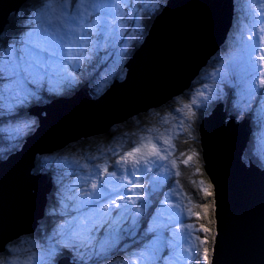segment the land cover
Instances as JSON below:
<instances>
[{"label": "snow or ice", "instance_id": "obj_1", "mask_svg": "<svg viewBox=\"0 0 264 264\" xmlns=\"http://www.w3.org/2000/svg\"><path fill=\"white\" fill-rule=\"evenodd\" d=\"M241 3L246 8L245 26H238V35L233 37V54L222 69L217 68L212 75H219L221 83H229L235 89L232 104L237 116L251 112L258 127L264 129V105L258 101L256 108L252 106L256 97L264 101V0H241ZM253 4L258 6L253 7ZM151 5L152 0H41L39 6L24 17L18 33L0 39V107L6 106L9 110L27 107L42 101L41 90L59 94L74 88L78 83L76 70L91 59L92 51L126 50L130 46L132 33L125 37L128 23L132 22L134 30H139L141 15L147 13ZM3 33L4 29L0 28V35ZM117 71L118 60L108 74ZM97 91H101L99 85ZM217 98L219 92L214 96L213 88L205 84L175 112L192 120L197 110L203 109V114H207L211 101ZM172 120L176 122L169 128L163 131L148 128L147 134L140 135L126 150L114 151L118 159L111 172L107 161L80 165L85 171L78 177L79 182L69 187L62 184V191L58 189L62 199L56 202L53 215L61 219L46 237V243L39 245V255L29 251L23 261L15 259L8 264H59L57 256L64 254L65 249L74 254V264H163L165 249H170L167 264H201V261L212 264L210 250L204 246L208 236L196 234H207L210 229L181 217L186 213L189 221L192 217L200 220L201 211L207 216L215 201L203 204L194 200L193 193L186 191L181 183L180 165L188 167L198 153L193 149L178 151L174 141L180 135L179 130L191 136V125L175 116ZM163 123H168L167 116ZM20 131L15 128L4 133L5 138L18 140ZM3 132L0 128V133ZM245 155L254 156L257 164L264 167V135L253 136ZM64 159L66 161L67 157ZM169 166L174 171L176 186L168 185L169 195L154 209L156 214H150L151 224L144 228L143 242L129 248L122 241L138 231V217L153 203L146 197L167 179L161 176L160 169L168 172ZM197 175H203L198 161L189 183L204 197L213 196L212 182L192 178ZM169 196L177 197L179 202L171 201ZM140 201L143 203H138ZM61 204L66 210L71 208V212L57 213L55 209ZM167 208L179 211L169 212ZM194 208L201 211H193ZM176 224L178 226H171ZM101 228H104L102 236ZM165 229L172 233L171 239L164 235ZM212 240L215 241V236ZM0 264L6 262L0 260Z\"/></svg>", "mask_w": 264, "mask_h": 264}, {"label": "water", "instance_id": "obj_2", "mask_svg": "<svg viewBox=\"0 0 264 264\" xmlns=\"http://www.w3.org/2000/svg\"><path fill=\"white\" fill-rule=\"evenodd\" d=\"M26 2L0 0V28L5 30ZM235 21L234 0H168L128 59L123 81L115 80L98 98L85 85L73 97L30 107L35 132L20 151L0 161V255L15 241L36 234L47 217L56 186L51 174L35 173L38 158L106 135L182 96L219 54ZM231 100L228 96L217 103L198 127L203 170L215 201L211 260L264 264V169L243 161L252 116L237 122L230 114Z\"/></svg>", "mask_w": 264, "mask_h": 264}, {"label": "rangeland", "instance_id": "obj_3", "mask_svg": "<svg viewBox=\"0 0 264 264\" xmlns=\"http://www.w3.org/2000/svg\"><path fill=\"white\" fill-rule=\"evenodd\" d=\"M167 1L168 0H152V5H151V8L149 9V11L147 13H144L141 15V27L139 30H134L132 22L128 23L127 31L125 32V37H129V33H132V36L130 37L132 43L130 44V46L127 47L126 50H120L119 48H117V49L101 48V49H99V51H92L91 59L86 60L83 67L78 68L76 70V72L78 74L77 75L78 83L75 85L76 90L73 92V95L71 97H73L75 95V92L79 91L82 86L84 87L85 85H88L92 97L98 98L101 94H103L105 92L106 89L109 88V86H111L113 84V82L115 80H119V81L122 80L123 81L125 78V75H126V70L124 69V67H125L128 59L132 55L131 54L129 56L132 47L134 45H137L136 46L137 48L135 47L136 49L133 51V53H134L137 49L140 48L143 41L145 40V37L148 34L147 33L148 31L146 32V34H144L145 29H144L143 24L145 23V20L147 21L149 18H151L160 8L162 10L164 8V6L167 5ZM27 2H28V0H27ZM157 4H158V7H157ZM257 6L258 5L253 4V7H257ZM136 7H139V4H137ZM36 8L37 7H35V8L31 7V9L26 11V14L31 13ZM160 11H159V13H160ZM19 12H20V10H19ZM236 12H237V22L233 27L232 35L231 36L229 35L228 42H227V49L224 52L222 51V53H219L218 57H216V62H215L214 68L212 70L206 72L204 75H202L201 80L204 81L203 86H201L198 89H195L193 92L190 93L189 96H192L195 94L196 91L203 89L205 84H207L208 86L213 88V95L214 96L218 92V91H216V87H219L222 91H223L224 87H229V88L233 89V91L235 92V89L229 83H221L219 80V75L214 77L212 75V73L215 72L217 68L222 69L224 62L229 58V56H231L233 54V51L235 48L233 37L238 35V33H237L238 26H240V27L245 26L246 8L243 7L241 0L236 1ZM18 13L14 14V16H16V18L14 20H15L18 28H22L23 27V24H22L23 20L21 18L22 13L19 15H18ZM156 15L153 16V19ZM152 23H153V20H152ZM9 24H10V21H9ZM4 32H5V30H4ZM1 36H0V38H1ZM11 37H13V36H5V38H11ZM3 39H4V37H3ZM117 60L119 61V71L108 74L109 70L113 66V63H115ZM213 82L217 83V84H215L216 86L213 84ZM80 84H82V85L79 88H77ZM97 85H99V88L101 89V91H97ZM75 87L70 89V90L73 91L75 89ZM70 90H62L59 94H50L47 91L41 90V95H42L43 99L40 102L47 101L45 99V96H44L45 92L50 94L51 100H59L58 96L60 94H63V93L66 94ZM67 95H69V94H67ZM212 101H214V99ZM258 101H260L261 104L264 105V101H261L260 97H256V99L252 103V106L254 108L257 107ZM40 102H38V103L33 102L29 106H31L33 104H39ZM185 102H187V101H185ZM182 104H178V106H176L174 109H172L171 106H164V108H162V109L159 108L160 110L159 109L150 110L147 113H145V114H147V117L151 119V124L149 127H147V129L148 128H159L161 131H163L164 129L169 128L171 126V124L176 122V121L172 120V116H175V117H177V120L184 119L186 125L187 124L191 125V129H190L191 136H189V132L183 131V129H180L179 130L180 135L176 138L174 143H176L177 140H182V141L187 140V142H188L189 141L188 139H190L192 137V134L194 132L193 122H194L195 117H193L192 120H188L187 118L183 117L182 113L175 112V109L180 107ZM29 106L22 107V108H15V109H11V110H9L6 106L0 107V117H2V119H0V128H2L4 130L3 133H0V142L5 144L4 147H0V156H4V157L7 156L8 157V155L6 153H8L14 149L18 150L21 147V139L26 140L31 134H33L35 132V128L37 126V120L34 117H32L26 111V108H28ZM35 108H37V107H35ZM34 111H36V110H34ZM145 114H143V115H145ZM246 114H247V112L242 114L241 117L243 118ZM257 114H259V109L257 110ZM165 116L168 117V123H163V118ZM26 124H30L31 127H25ZM122 125L123 124L118 125V126L122 127ZM118 126H116V127H118ZM15 128H19L21 130L19 133L20 139H18V140L6 139L4 133H10ZM146 130L139 132L137 134V139L139 138L140 135L147 134ZM254 135L256 138H259L261 135H264V129H261L258 127V122L255 119H254V130H253L252 137ZM94 138H90V139H94ZM12 144L15 145L14 148H10V145H12ZM76 144L77 143L71 144L70 145L71 148H69V149L65 148L64 150H62L58 153H55L52 156L51 155L44 156V157H41L39 159L40 168L43 170L51 171V173L53 175V179L56 182L55 183L56 189H55V192L53 193L54 198H53V201L51 203H49L50 206L48 205V208H47L48 209V213H47L48 216L46 218V220H48V221L52 220L51 222L53 223V225L46 232L42 231V229H41V228H43L45 230L44 227L40 228V226H39V230H40L39 236L22 237L20 240H18V242L9 246L7 254L0 256V260H4L6 262V264H8V262H11L15 259H19V260L23 261L24 258L29 254V251L33 255H37V256L39 255V253L41 251L39 245L46 243V237L51 235V232L53 231L55 224L57 223L58 220L61 219L60 216L53 215V208L56 205V202L58 200L62 199V197H61V191H62L61 185L63 184L65 187H69L71 184L79 182L78 177L80 176V174L82 172L85 171V169L81 168L80 165L87 163V164H89V166H92V165L104 163L105 161H107V163L109 165V169H108L109 172H111L113 170L114 162L116 159H118V156L114 155L113 152L114 151L119 152V150H114L112 148L113 146H111V145H109L108 147H102L99 145V146L95 147L94 151H89V148L81 149L79 147H76L75 146ZM72 149H75V150L72 151ZM65 157H67L66 161L64 159ZM112 159L114 160L113 162H112ZM194 160H195V158H194ZM194 160L192 162H190L189 166H192V165L194 166V162H195ZM0 161H2V159ZM77 161H79V164L76 163ZM158 163L164 164L166 162L158 161ZM68 167H71L72 170H69ZM115 167H119V166H115ZM160 174H161V176H167V179L162 181L160 184V187L155 190V191H158V190L163 191L162 192L163 193L162 200L159 204L152 203L151 207L148 209H144L142 215L140 217H138V220L140 221V223H138V225H137L138 231L136 233H134V235L132 237H127L122 241V244L129 246V248H134L136 245H139L140 243L143 242L144 228L146 225L151 224L150 214L151 215L156 214L154 209L160 207V204L163 203V201H164V196H168L169 192L171 191V189L168 187V185L170 184L169 182L172 179H175L174 171H172L170 169V166H169L168 172H165V170L163 168H161ZM148 175H152V174L149 173ZM197 180H199V179H197ZM142 182H143V180H142ZM171 185L173 187L176 186L175 182L171 183ZM58 189H60L61 191H58ZM196 189H198V188L196 187ZM186 191H188V190H186ZM188 192H190V191H188ZM153 193L151 194V196L153 195ZM200 193L203 194L202 192H200ZM195 196L196 195L193 194V198H195ZM149 197H146V198L150 199ZM169 199L173 202H179V200L175 196H169ZM138 203H143V201H140ZM55 211L57 213H64L65 211L71 212V208L66 210L63 207V204H61L59 207H56ZM167 211L178 212L179 210L175 209V208H167ZM148 213H150V214L147 216ZM49 215H51V216H49ZM181 219L186 221V222H194L197 224V226L201 223L200 222L201 219L196 220L195 217H192L191 220L189 221L186 213L181 217ZM171 226H178V224L171 225ZM105 227H107V226L105 225ZM103 233H104V228H101L99 230V234L102 236ZM177 234L179 235L180 233H177ZM196 234L197 235L202 234V237L205 236V234L203 232H198ZM164 235L166 237L167 236L172 237V233L170 231H168L167 229L164 230ZM204 246L206 247V245H204ZM169 251H170V249H165L164 253H162L163 264H167V262H168V252ZM63 253L64 254H58L57 260L59 258H62L64 260H66L68 262V264H73L74 262H73L72 256L74 254L69 252V250H67V249L63 250ZM68 254H70V255L68 256ZM67 257L70 259V261L72 263L67 260ZM201 264H203V261H201Z\"/></svg>", "mask_w": 264, "mask_h": 264}, {"label": "trees", "instance_id": "obj_4", "mask_svg": "<svg viewBox=\"0 0 264 264\" xmlns=\"http://www.w3.org/2000/svg\"><path fill=\"white\" fill-rule=\"evenodd\" d=\"M40 2H41V0H28V2L20 9V12L18 13V15L22 13L21 18L23 20L24 17L27 15L26 11L31 9V7H33V8L38 7ZM160 10H161V8L154 15L158 14ZM153 16L151 18H149L147 21L145 20V23L143 24L144 25V29H145V33L144 34H146V32L148 31V29H149V27H150V25L152 23ZM15 18H16V16H12L10 18V24L5 28V32L1 36L0 39H3V37H4V39H6L5 36H14L16 33L19 32V30L21 28H18V26L16 25V22L14 20ZM227 42L222 47V49H221V51L219 53H222V51L224 52L227 49ZM136 46L137 45H134L132 47L129 56L137 48ZM218 55L219 54H217L216 57H218ZM216 57H214L211 61L208 62V65L201 71L199 77L195 79V81L192 83V87L189 90H187L182 96H179L178 98H175L173 101H171L170 103H168L165 106H171L172 109H174L176 106H178V104H182L185 101H187V99L190 97L189 95H190L191 92H193L195 89H198L201 86H203L204 81L201 80V77L206 72H208V71H210V70H212L214 68L215 62H216ZM213 84L215 85L217 83L213 82ZM81 85L82 84H80L77 88H79ZM216 91L219 92V98L214 99V101H211V103L209 105V108H208V111H207V114H203V109L197 110V115H196V117L194 119V122H193L194 132L192 134V137L190 139H188L189 141L187 143H184V141H182V140L181 141L180 140L176 141V145H177L178 151H186L187 152L189 149H193V150H195L198 153V157L195 158V160H194L195 161L194 162V166H195L196 162L198 161V163H199V165H200V167L202 169L203 175L202 176L197 175L195 177H192L193 179H196V180L203 178L206 181H209L208 178L206 177L205 173H204L202 160H201V156H200L201 151H200V146H199V142H198V140H199V137H198L199 123L203 119V117L209 115V113L213 110V108L215 107V105L217 103L225 101L226 98L229 95L233 98L232 102L235 99V96L233 95L234 91H233V89H231L229 87H224L223 91L219 87H216ZM68 94H69V97H70V96H72L73 92H70ZM60 96L64 97V96H67V94L63 93V94H60ZM46 100L48 101V99H46ZM162 108H164V106L161 107L160 109H162ZM230 111H231V114H233L236 118H239V120H242V118H240L241 115L237 116L236 111L234 110L232 103H231V110ZM251 114H252L251 112H249V113L247 112L246 115H251ZM253 123L254 122L252 121V123H251V125H253L252 128L254 127ZM150 124H151V119L147 117V114L138 115L137 117L127 121L126 123H123L122 127L117 125L118 127L115 126V127L111 128L110 131L106 135L95 137L94 139L81 140L75 146L79 147L81 149L89 148V151H94L96 146L100 145L102 147H108L109 145H111V146H113L112 148L114 150H119V152H122V151L126 150L131 144H133L136 140H138L137 139V134L139 132L143 131V130H146L147 127L150 126ZM252 139H253V137L251 138V140ZM23 141H24V139L23 140L21 139V145H22ZM4 146H5V144L0 142V147H4ZM249 146H250V142L248 144V147ZM69 148H71V146L66 147V149H69ZM73 150H75V149H72V151ZM15 151H17V149L11 150L10 152H8L6 154L10 155L11 153H13ZM56 153H58V152H56ZM54 154H52V155H54ZM6 157L7 156H5V157L4 156H0V160L1 159L2 160L5 159ZM39 159L40 158L37 159L35 173H38V174H40V173H49L53 177L51 171L43 170V169L40 168ZM113 161L114 160L112 159V162ZM243 161L245 163H248L249 161H251L253 164L257 165L259 168L264 169V167H260L257 164L255 157L252 156V155H245L244 154ZM192 166L185 167L182 164L180 165V169H181V172H182V176L180 177L181 183L184 184L185 190H188V191H190V193H193V194L196 195L195 198H193L194 200H198L200 203H203V204H211L212 201H213V196L204 197V195L201 194L198 191V189H196V186H193L191 183H189V177L192 176V171L194 170V166L193 167ZM175 180H176V177H175V179H172L169 183L171 184V183L175 182ZM53 181H54V179H53ZM162 192H163L162 190L154 191L153 195L149 197L150 200H152L153 203H157V201L160 203L161 200H162V196H163ZM53 198L54 197H53V194H52V196L50 197L49 203H51L53 201ZM159 203H157V204H159ZM213 208H214V205H212V207L209 208L207 216H204V214L201 211V209H199V208H194L193 209V211H201L202 218H201V221H200L201 223L200 224H204L206 227H208L210 229L209 233H207V234L204 233L205 235L208 236V243H207L206 247H208L209 250H210L209 251L210 258H211V254H212V245H213L212 237L215 236L214 212L212 210ZM47 211H48V209H47ZM149 214L150 213H148L147 216ZM52 225H53V223L51 221L44 220V221L41 222L40 228L44 227L45 230L43 228H41V229H42V231L46 232V231L49 230V228ZM39 235H40V230L38 229V232L32 237H36V236H39ZM200 236L202 237V234ZM16 242H18V240L15 241L14 243L10 244L9 246L15 244ZM9 246L7 247V252H8ZM7 252L5 254H2V255H6ZM2 255H0V256H2ZM69 255L70 254H68V256Z\"/></svg>", "mask_w": 264, "mask_h": 264}, {"label": "bare ground", "instance_id": "obj_5", "mask_svg": "<svg viewBox=\"0 0 264 264\" xmlns=\"http://www.w3.org/2000/svg\"><path fill=\"white\" fill-rule=\"evenodd\" d=\"M208 82H209V81H208ZM16 110H17V109H16ZM11 112H12V111H11ZM16 114H17V113H16ZM180 141H181V140H180ZM178 142H179V141H178ZM68 169H69V170H72L71 167H68ZM54 181H55V180H54ZM54 183H56V182H54ZM49 206H50V205H49ZM49 216H51V215H49ZM51 219H52V218H51ZM51 221H52V220H51ZM55 222H56V221H55ZM167 237H168L169 239L172 238L171 236H167Z\"/></svg>", "mask_w": 264, "mask_h": 264}]
</instances>
